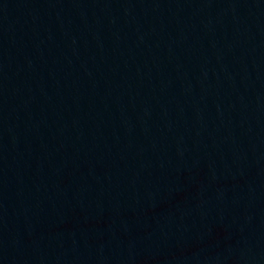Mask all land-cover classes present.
<instances>
[{
  "label": "water",
  "instance_id": "obj_1",
  "mask_svg": "<svg viewBox=\"0 0 264 264\" xmlns=\"http://www.w3.org/2000/svg\"><path fill=\"white\" fill-rule=\"evenodd\" d=\"M0 264H264V0H0Z\"/></svg>",
  "mask_w": 264,
  "mask_h": 264
}]
</instances>
